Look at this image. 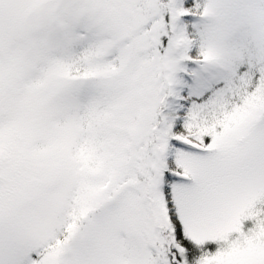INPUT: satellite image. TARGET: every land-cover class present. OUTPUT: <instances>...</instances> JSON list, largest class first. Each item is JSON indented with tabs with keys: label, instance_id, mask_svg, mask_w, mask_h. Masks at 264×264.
<instances>
[{
	"label": "snow or ice",
	"instance_id": "6c2138e0",
	"mask_svg": "<svg viewBox=\"0 0 264 264\" xmlns=\"http://www.w3.org/2000/svg\"><path fill=\"white\" fill-rule=\"evenodd\" d=\"M0 264H264V0H0Z\"/></svg>",
	"mask_w": 264,
	"mask_h": 264
}]
</instances>
